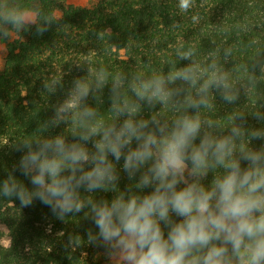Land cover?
I'll use <instances>...</instances> for the list:
<instances>
[{
    "label": "trees",
    "instance_id": "1",
    "mask_svg": "<svg viewBox=\"0 0 264 264\" xmlns=\"http://www.w3.org/2000/svg\"><path fill=\"white\" fill-rule=\"evenodd\" d=\"M178 5L179 0H89L83 5L0 0V17L11 9L33 16L20 27L0 18V35L3 30L15 34L6 43L0 69V184L10 178L27 184L14 171L21 156L17 149L51 120L77 79L93 85L86 103L101 116L110 112L112 81L120 77L119 99L138 103V118L157 115L170 124L185 112L199 114L212 124L205 125L207 131L227 135L238 126L245 141L252 130L264 129V0H193L187 11ZM185 52L191 56L182 59ZM188 67L197 75L196 84L167 82L172 95L166 104L149 105L132 91L134 84L155 76L167 81L169 74ZM101 70L108 83L96 90ZM213 73L226 76L229 87L211 84L200 93ZM225 94L234 99L226 100ZM189 99L205 103L192 109ZM69 127L50 131L67 135ZM261 144L252 140L249 146ZM127 183L121 172L120 187ZM105 195L113 193L97 197ZM90 232L95 228L83 213L61 220L39 200L22 207L14 197L0 195V264H100L108 252L90 242Z\"/></svg>",
    "mask_w": 264,
    "mask_h": 264
},
{
    "label": "clouds",
    "instance_id": "2",
    "mask_svg": "<svg viewBox=\"0 0 264 264\" xmlns=\"http://www.w3.org/2000/svg\"><path fill=\"white\" fill-rule=\"evenodd\" d=\"M192 3L179 0L178 6L187 11ZM0 18L16 27L28 20L16 9ZM175 80L195 85L197 75L183 68L167 81L155 76L134 84L132 91L149 105L166 104L172 95L166 83ZM107 83L101 70L94 87ZM121 83L113 78L105 117L86 103L93 85L75 80L51 120L17 149L14 171L27 184L10 178L0 184V195L22 207L39 200L61 220L83 213L95 228L90 242L115 264H264V129L252 130L245 141L238 126L227 135L207 131L212 124L199 114L185 112L170 124L157 115L138 118L140 105L119 99ZM211 84L229 87L226 76L213 73L198 91L206 93ZM200 103L186 102L192 109ZM61 124L70 125L69 134L50 131ZM252 140L261 146L250 147ZM121 172L129 181L124 188Z\"/></svg>",
    "mask_w": 264,
    "mask_h": 264
},
{
    "label": "rangeland",
    "instance_id": "3",
    "mask_svg": "<svg viewBox=\"0 0 264 264\" xmlns=\"http://www.w3.org/2000/svg\"><path fill=\"white\" fill-rule=\"evenodd\" d=\"M65 3H73V4H86L89 0H62ZM25 14L28 16L27 21H32L33 16L30 12H25ZM15 37V34L12 30H3V32L0 35V69L3 66V59L6 52V43L10 40H12ZM100 264H115L114 261L109 260V254H106L102 257V260Z\"/></svg>",
    "mask_w": 264,
    "mask_h": 264
}]
</instances>
